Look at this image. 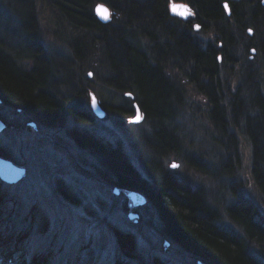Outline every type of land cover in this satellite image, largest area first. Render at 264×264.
Wrapping results in <instances>:
<instances>
[{
    "label": "trees",
    "instance_id": "trees-1",
    "mask_svg": "<svg viewBox=\"0 0 264 264\" xmlns=\"http://www.w3.org/2000/svg\"><path fill=\"white\" fill-rule=\"evenodd\" d=\"M101 1L113 9L111 23L100 22L95 15L94 5ZM187 1L196 13L191 20L202 24L204 31L213 29L214 38L200 37V44H194L191 39H196L192 38L194 34L190 35V25L168 16L167 0H45L53 18L62 26H71L67 28L71 29L68 43L78 61L74 56L64 57L63 61L80 73L81 82L88 83L87 87L81 85L82 92L74 93L75 97L82 96L88 88L93 90L97 83L90 72L86 74L87 70L97 74V68L84 56L81 42L86 40L91 52L102 50L109 64L106 71L113 74L100 75L106 79L99 95L108 117L124 125L136 114L130 99L124 96L126 90L139 102L145 124L135 125L129 140L142 168L134 164L120 143L108 142L97 131L88 135L76 130L74 122L80 123L87 113L75 110L76 100L69 114L64 102L58 103L52 96L60 95V89L53 83L60 81L61 73L55 69L59 61L54 57L45 59L33 37L35 51L27 55H17L12 45L0 37L1 104L29 110L26 115L38 118L39 126L56 122L67 127L79 147H90L98 158L92 166L96 169L94 175L101 176L112 187L144 191L150 199L148 206L159 216L160 223H154L153 232L160 241L167 239L178 245L181 252L201 264H264V213L255 200L237 195L236 187L230 184L237 195L228 208V217L235 225L231 227L210 202L205 187H195L189 176L176 175L165 166L167 157L185 155L187 165L225 186L241 165L237 152L239 131L241 141L251 146L253 179L264 198V80L257 65L231 76L250 45L246 33L250 23L235 12L228 16L224 0ZM62 16L66 19H61ZM181 58L187 85H194L206 100L202 106L211 124L205 129L210 143L204 150L199 147V152L195 146L184 148L185 138L171 126V121L183 112L189 115L199 112V103L190 96L185 98V83L179 77ZM24 59H31V68L27 69ZM76 62L80 65L77 69ZM70 124L74 126L69 127ZM11 152L0 143V154L11 158ZM37 219L45 221L46 216L36 204L29 206L15 185L0 178V264H49L48 250L29 247ZM116 233L119 244L116 264L134 261L173 264L157 254L149 263H143L138 258L139 244L134 233L126 229H118Z\"/></svg>",
    "mask_w": 264,
    "mask_h": 264
},
{
    "label": "rangeland",
    "instance_id": "rangeland-1",
    "mask_svg": "<svg viewBox=\"0 0 264 264\" xmlns=\"http://www.w3.org/2000/svg\"><path fill=\"white\" fill-rule=\"evenodd\" d=\"M16 15L24 20L27 19L29 25V27L21 28L22 24L19 23L21 30L27 31L26 33H18L22 34L20 36L11 34V29H9L10 32H7L8 25L6 23L10 20V17H17ZM34 18H36V21L38 18V25L43 30L49 27L48 32L54 33L55 19L51 15L45 0H0V37L5 38L12 45V51L18 53L17 55H21L20 53L27 55L35 51V48L33 51L31 42L33 34L30 31L36 28ZM58 24L56 30H58ZM65 26L69 25L65 24ZM69 27L71 28V26ZM65 28L61 30H65ZM68 30L69 32L62 36L64 39H57L51 35L48 38L45 36L41 38L46 46L47 51H44L46 58L54 57L56 61H59L56 67V71L61 73L57 72L60 74L58 76L59 80H61V76H64L65 79L70 74V71L65 74L62 73L69 66L63 61V58L74 56L73 48L69 47L68 43L71 38V29ZM212 33L213 29H210L208 32L201 30L198 34H201L203 39H210L215 37V34ZM75 39L73 40L75 41ZM81 45L84 47L86 61L89 64H94L97 68V74L95 71L87 70V75L89 72H92V78L99 75L102 77L113 75L108 70L106 71L109 64L104 59L102 50L99 49L96 53L91 52L90 48L87 49L86 47V40L85 43L82 41ZM74 58L76 59L75 56ZM245 60L249 61V56ZM23 63L29 67L32 62L31 59H24ZM78 66H80L78 62L74 63L76 69ZM236 66L235 75H231L232 77L239 75L243 68V66ZM67 69L71 70L72 67ZM260 73L264 79L263 68ZM56 82L55 85L59 87L60 95H68L66 91L67 86L69 87V81L66 80L64 83L57 80ZM91 91L95 92L98 95L97 97L100 98V84L96 83ZM192 93H194L193 89L188 91V95L191 94L192 96ZM194 94L198 100H200L199 98L202 99L201 96ZM203 101L198 106V114L189 115L187 112H183L182 116L171 121V126L176 127L182 133L183 139L185 138L183 141L184 148H189V145H191L190 140H192L189 139V136H192V138H195L194 144H196L194 149L198 152L200 151L199 147L203 149L210 143L205 129L211 127V124L207 120L204 106H202ZM0 110L4 114L7 112L2 104H0ZM21 120V118H17V121ZM74 125L70 124L69 127ZM135 125L131 123L130 119L126 124L120 125L112 118L107 119L106 117L95 123L94 133L97 131L99 135L105 136L106 140H110L116 145L120 143L130 154L134 164L142 168L135 157L133 146H131L129 140L132 134L131 130L135 129ZM38 128L36 130L30 127L29 130L22 129L20 131L15 128L5 129L4 132L0 133V143L7 146L9 151H12L11 160L17 165L25 167L28 172L22 182L15 186V189L21 191L23 199L29 206L36 204L38 210L46 216L45 221L36 220L35 227L32 229V238L29 240V247L44 251L48 250L50 252L49 264H116L119 247L116 233L118 229H128L132 231V234L134 233L139 244L138 258L143 263H149L150 258L157 254L167 257L173 264H200V262H195L191 255L181 252L178 245L176 246L172 242L168 243L167 240L160 241L158 239L153 232V225L155 222L160 223V220L153 208L152 211L147 208V211L145 208L138 210L140 215L137 219H129L128 214L131 209H127L125 195L122 192L116 195L113 190L114 187L110 186L107 180H102L99 178L101 176L94 175L96 169H93L92 164L79 160L80 157L77 158L71 155L70 151L72 153L76 151L74 147L68 149L64 146L65 140H68V145L70 141L74 144V138L72 139L71 136L64 133L61 135V139H64L58 141L55 140L54 135H52L53 138L46 136L49 132L43 131L40 127ZM237 133V138L240 141L237 145V152L240 154L241 165L237 174L233 178H228L229 182L225 186L221 183L218 184L219 180L213 179L211 175H204L198 170L192 169L187 165L185 155H173L164 160L166 168L172 173L189 176L195 187H205L210 202L219 209L224 222L231 227L235 225L228 217V208L239 194L255 200L264 213V198L253 179L251 146L249 143L241 141L243 137L239 131ZM147 137L149 138L150 135H147ZM223 151L221 149V152ZM78 156L80 155L78 154ZM83 157L90 160L88 155H83ZM173 161L179 162L178 168H171L170 165ZM216 161L217 157L215 163ZM212 164H214V160ZM230 184L236 187L237 195L233 194ZM60 186L69 194L63 192ZM132 211L135 210L132 209ZM149 222L152 225H149ZM133 264L141 263L134 261Z\"/></svg>",
    "mask_w": 264,
    "mask_h": 264
},
{
    "label": "flooded vegetation",
    "instance_id": "flooded-vegetation-1",
    "mask_svg": "<svg viewBox=\"0 0 264 264\" xmlns=\"http://www.w3.org/2000/svg\"><path fill=\"white\" fill-rule=\"evenodd\" d=\"M171 1H174V2L184 1L186 3L188 2L187 0H167L166 8H167L169 13H170V5H171L170 2ZM226 3L228 4V6H227ZM223 6H224V10H225V12H227L228 16H231L235 12L236 14H238V16L240 18L243 17V16H246V18L248 19V22L250 23V25H248L246 27V33H247L248 40H249L248 43H250V45H249L248 49L244 51L243 56H242L243 61L240 63V65H243V67H244V63L247 62L245 60V58L247 56H249V62L251 63L252 66L258 65L261 69L262 68L264 69V0H224ZM171 16L176 18V19L177 18L182 19L179 16H174L172 14H171ZM195 16H196V13L194 14V16L192 18L190 17L188 19H182V20H184L186 23H188L190 25V27H191L190 35L194 34V35H192V38L198 39V38L202 37L201 35H198V32H200L203 27H202V24L191 20V19H195ZM61 19H66V17L62 16ZM34 20L36 22V28L33 30L34 31L33 32V38H34L35 41L34 40H32V41H34L36 43L39 42L37 50H40L43 53H44V51H47L46 50V46L44 45V42L41 41V38L43 36L48 38V36L51 35V36H55L57 39H62L63 38L62 37L63 34H65L66 31H67V27L65 25L62 26L61 24L60 25L58 24L59 20L55 19V25H54L55 27H53L54 33L53 32H48L49 27L45 28V30H43V28L40 27V25H38V23H39L38 18H37V21H36V18H34ZM66 22H67V20L65 21V23ZM50 23H51V21H50ZM57 24H58V30H56V25ZM62 28H65V30L61 31L60 29H62ZM254 38H255V41L253 42L252 40ZM50 69H51V67H50ZM57 72L60 73L59 71H57ZM55 75H56V73H55ZM180 76L183 77L182 79H183V81L185 83V86H184L183 90L185 91L184 94H185L186 100H187L188 96H190V98L193 99L194 102H197L199 104H200V102L205 100L203 98V96H201L198 93L197 89H194V85H192V84L191 85H187V81L188 80L185 78L184 58L183 59L181 58V62H180L179 77ZM191 89L194 90V93H196L197 95L201 96L202 99L199 98L200 100H198L194 93H192L193 94L192 96H191V94L188 95V91H190ZM93 94L94 93L91 92L90 88H88L87 92L83 93L82 96L79 95L77 103L75 102L76 104H74L76 111L81 112V113H85V112L87 113V114H85L86 116L83 117L82 121H80V123L74 122V124H76L75 128L78 131L86 132L88 135L94 133V127H95L94 125H95L96 122L102 120L103 118L108 117V115H107V107H106L105 104H103L102 100L100 98H98V97H97V103L99 104L100 108L104 111L105 117L102 118V117H100L99 115L96 114V112L94 110V104H92ZM52 96L55 97V99H56V101L58 103H63L64 102V106H66V108L69 107L68 108L69 110L67 112L69 114H72V112H71V111H73L72 105L71 106L65 105L66 104L65 103V98H66L65 95H62V96H60V95H52ZM124 96H125L126 99L127 98L130 99V102L133 104L134 108H135L136 104L139 103V102L135 101V97H133L130 94H128L127 90H126ZM4 107L6 108L7 112H6V114H4V113L0 114V116L7 123V128L6 129L9 130V128H15L18 131H20L22 129L23 130L24 129L25 130L26 129L29 130L30 127H32L33 129H36V130L39 129L38 128L39 127V123L37 122L38 118L34 117L33 115H31V118H30V117H28L26 115L29 110H27V109H25L23 107H19V108L14 107V106L10 105L9 103H8V105H4ZM94 116H96L97 118L94 119L93 118ZM17 118H21L23 121L22 120L21 121H17ZM71 120L72 119H70V121ZM131 120H132V118H131ZM32 122H35V125L32 124ZM134 124H136L138 126L139 125L142 126V125L145 124L144 113H142L141 116H139L138 120L136 122H134ZM43 131L49 132L46 136H50L51 138H53L52 135H54L55 136L54 137L55 140L57 139L58 141L64 139V138L61 139V135H63L64 133L66 135L72 137V131L71 130H69L67 127L59 126V124H57L56 122H51V125L44 126L43 127ZM50 132H51V134H50ZM74 139H73L74 144L71 143V141H70L69 145L67 144L68 140H65V142H64L65 145L64 146L67 147L68 149H69V147H74L76 149V151H74V153H72L70 151L71 155L73 157H77V158L80 157L79 160H83L85 162H88V163L92 164V166L94 167L95 164L97 163V160H98V158H96V156H95V153H92L90 147H88L86 149L80 148L79 144L76 142V139L75 140ZM189 139H192V140H190V143H191L190 147H194L196 145V144H194L195 143V140H194L195 138L194 137L192 138V136H189ZM108 142H110V140ZM78 154L80 156H78ZM83 155L84 156L88 155L90 160L86 159L85 157H83ZM119 190L126 197L127 201H125L126 202L125 204H127V209L128 210L134 209L135 211H138V210H141L143 208H145V210H146V207L148 205H150V203H149L150 199H148V196H147V194L144 191L141 192V191L137 190L138 192L143 194L145 196V200H147L144 204L139 205V203L142 201L139 197H135L134 199H129L128 198V192L131 191L132 189L127 190V189H121L120 188ZM147 209L151 210L150 206H148ZM137 213L140 215L139 211ZM126 230L129 231L130 233H132L131 230H128V229H126ZM166 240L167 239H165L164 241H166ZM167 242L170 243L168 240H167ZM200 264H201V262H200Z\"/></svg>",
    "mask_w": 264,
    "mask_h": 264
},
{
    "label": "water",
    "instance_id": "water-1",
    "mask_svg": "<svg viewBox=\"0 0 264 264\" xmlns=\"http://www.w3.org/2000/svg\"><path fill=\"white\" fill-rule=\"evenodd\" d=\"M95 7H96V9H95L96 15H97V17H99V19L101 21L109 22L111 20L110 9L108 6L101 3V4L96 5ZM171 14H173L175 16L178 15L184 19H188V17L193 15L194 13L191 10V6L189 4H186L183 2H177V3L172 2ZM1 101H2V99L0 98V102ZM93 103H96L95 102V96H94ZM96 112L100 116H102V117L104 116L103 113H101L97 109H96ZM140 115H141L140 109H139V106H137V117H139ZM6 127H7L6 122L0 118V133L2 131H4V129ZM178 165L179 164L177 162H173V164L171 166L176 168V167H178ZM26 171L27 170L25 167L17 165L12 160L7 159L3 155L0 154V178L5 183L10 184V185L11 184H19L20 182H22V179H24V177H26V175L28 174V172H26ZM114 190H115L116 194L120 193V190L118 187L115 188ZM135 197H139L142 200L139 203V205H142L143 203L146 202L145 197L143 195H141L140 193H138L137 191L131 190L128 192V198L129 199H134ZM138 216H139V214L135 211H131L128 214L129 219H132V218L137 219Z\"/></svg>",
    "mask_w": 264,
    "mask_h": 264
},
{
    "label": "bare ground",
    "instance_id": "bare-ground-1",
    "mask_svg": "<svg viewBox=\"0 0 264 264\" xmlns=\"http://www.w3.org/2000/svg\"><path fill=\"white\" fill-rule=\"evenodd\" d=\"M166 12H167V14H168V16H171V14L168 12V10L166 9ZM17 16V15H16ZM21 16H22V14H21ZM172 17V16H171ZM244 21L246 20V16H243V17H241ZM27 20V19H26ZM26 20H24L22 17H14V18H11L10 17V20H8V22L6 23L7 25V27H8V29H7V32H10L9 31V29H11V34H17V35H22V34H18V33H20V32H24V33H26L25 31H22L21 30V28L22 27H29V25H28V22L26 21ZM247 21V20H246ZM245 21V22H246ZM19 23H21L22 25H21V28H20V26H19ZM10 26V27H9ZM70 26V25H69ZM69 26H67V28H69ZM68 30V29H67ZM31 32L33 31V30H30ZM34 32V31H33ZM68 32H69V30H68ZM71 32V31H70ZM201 38H198V39H196V40H193V39H191V41L195 44H200L198 41L200 40ZM45 59H47L46 57H44ZM240 65V64H239ZM31 66H32V64L29 66V67H27V69L28 68H31ZM240 66H243V65H240ZM251 67H252V65H251V63L249 62V61H247V62H245L244 63V67H243V69L242 70H244V72H246V70H248V69H251ZM67 68H69L68 66H67ZM66 68V69H67ZM253 68V67H252ZM66 71V70H65ZM63 72L64 74L65 73H67V72H69L70 74L69 75H67L66 77H65V79H64V76H61V80H60V82H66V80L67 81H69V87L67 86V91H66V93H69L68 95H66V98H65V105H67V106H71V104H73V102L74 101H76V100H78V98H79V96H76L75 97V94L74 93H79V92H82V86H85V87H87V85H88V83H86V82H81V77H80V73L79 72H77L75 69H71V70H68V71H66V72ZM63 74V75H64ZM63 79V80H62ZM65 80V81H64ZM105 78L103 79L100 75L98 76V77H96V82L98 83V84H100V86L101 85H104L105 84ZM93 82H95V79L93 80ZM92 82V83H93ZM53 83H57V82H53ZM86 83V84H85ZM82 85V86H81ZM69 108V107H68ZM68 108H66V110L68 111L69 109ZM47 125H49V124H46V123H41V126H40V128H42L43 129V127L44 126H47Z\"/></svg>",
    "mask_w": 264,
    "mask_h": 264
}]
</instances>
